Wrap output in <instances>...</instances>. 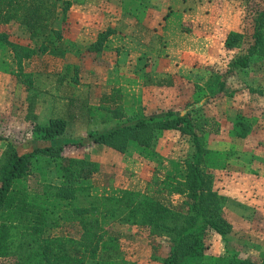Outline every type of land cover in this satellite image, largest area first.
I'll use <instances>...</instances> for the list:
<instances>
[{"label":"trees","instance_id":"1","mask_svg":"<svg viewBox=\"0 0 264 264\" xmlns=\"http://www.w3.org/2000/svg\"><path fill=\"white\" fill-rule=\"evenodd\" d=\"M72 4L69 0H0V25L18 24L32 39L44 37L40 50L45 53L54 43L52 35L57 40L64 35L62 30L53 28L59 9L66 24ZM112 33L111 29L102 32L91 50H100ZM241 38L239 32H230L225 47L238 48ZM4 42L0 35V49ZM263 44L264 10L255 23L254 41L248 54L235 59L231 70L246 69L250 56ZM12 47L20 65L35 52L18 45ZM19 73L32 86L31 75ZM223 87L221 83L217 93ZM121 100L119 91L114 90L101 97L98 108L123 119L126 116ZM205 104L206 100L195 101L183 111H167L151 117L141 115L84 138L121 153L127 151L131 141L149 148L166 131H177L190 138L193 151L184 161L182 180L176 181L155 171L143 192L122 190L119 195L95 194L93 185L80 182L90 180L98 172L99 164L65 157L64 145L46 144L65 134L67 120L52 118L46 124L34 121L32 140L38 146L22 153L9 142L0 157V264H137L126 258L120 246V234L113 230V224L139 228L150 237L166 239L170 249L162 264H264V255L261 258H243L236 254L214 256L208 251L206 236L214 232L225 237L232 226L221 214L226 199L214 190L213 177L206 167L207 155L211 152L206 135L218 133L219 125L213 118L197 115ZM71 107L82 109L74 102ZM33 118L36 119L35 114ZM236 126H240V137H247L251 132L242 120ZM69 145L81 146L84 141ZM39 155L52 161L61 160L65 184L41 182L33 174ZM63 225L69 226L68 230L77 227L78 237L51 235V230Z\"/></svg>","mask_w":264,"mask_h":264},{"label":"rangeland","instance_id":"2","mask_svg":"<svg viewBox=\"0 0 264 264\" xmlns=\"http://www.w3.org/2000/svg\"><path fill=\"white\" fill-rule=\"evenodd\" d=\"M187 1L190 3L189 6L194 9L190 14V20H182V17L173 14L174 10H171L166 19V24L162 25L168 35L166 38H169L163 42L164 46L169 48V63L165 64L164 67L166 74L171 77L168 80L169 82L172 81L169 85L173 86L169 87L171 92L165 95L166 98L171 97L169 98L171 99V107L167 108V111H183L195 101L206 100L205 107L198 111L197 115L213 118L219 125L218 133L206 135L207 141L215 149L217 147L219 149V159L216 155L212 159V161H220L218 172L215 170L214 184L221 193L226 192L230 195L245 193V197H247L245 199L246 208L253 211L260 210V212H253L255 218L251 224L253 226L247 231L246 236L240 238L242 241L246 238L247 242L254 246H239L238 248L240 251L247 248L246 252L259 254L264 251V175L257 179L253 177V173L258 174L255 170L258 164L254 162L255 160L248 162L254 156L251 155L245 157L247 161L245 168L249 169L252 175L244 171V173H248L243 175L244 179L239 180L237 175L233 179H229L224 174L225 170H222L224 167L222 164L225 160L222 156L221 147L223 144L229 143L232 130L235 131V136H238L239 132L241 133L240 126H236L239 120H242L246 129L249 127L251 130L247 137L238 136L240 141L245 140L243 143H245L246 148L252 149L260 139H262L261 145L264 142V44L250 56V63L246 69L231 70V65L235 59L248 54L250 45L254 41L255 23L259 13L264 10V0ZM70 28L71 23L66 19V24H63L62 20L60 30L64 33L63 38L70 34ZM233 31L241 34L242 41L238 48L227 49L225 41L228 34ZM0 35L5 39L0 49L1 157L9 142L15 144L22 153L26 152L27 149L29 151L33 149V146L28 147L29 142L33 141L32 123L36 120L33 116L37 110V103L42 100V93L45 92L41 88L35 87L34 84L40 75L47 74L44 68L51 67L52 70L55 67L57 71L65 65L67 58L62 55L59 44L61 40H57L56 35H52L54 43L49 46L45 53L40 50L45 41L44 37L34 40L26 29L18 24L5 27L0 25ZM12 45L25 47L28 50L32 49L35 52L32 56L24 58L20 65L17 63L16 51ZM20 71L31 75L32 86L29 87L23 74L19 73ZM52 72L54 78L62 73V71ZM80 74V67L77 66L73 72H70L69 78L72 82H78ZM159 79L156 82L154 80L148 81L151 84H156L159 89L157 93L152 91L151 97H146L155 102L161 101V96H164L161 88L166 89L167 87L164 83L160 85ZM192 83L195 84L196 88L192 87ZM221 83H224V87L217 93ZM163 85L164 87H162ZM175 87L176 90H173ZM46 92L49 93V89ZM177 94V98L181 96V100H174L173 97ZM146 98L145 100H147ZM133 102L132 97L129 100V108L126 107L125 109V118L118 121L112 119L110 122L112 128L116 124L133 121L141 115L158 116L166 111L162 108L155 109L156 103H150V107H137L135 102L132 104ZM91 106L86 112H90L92 115L86 119L82 117L79 120L78 126L82 130V134L83 128L89 126L91 119L95 121L99 117H110L104 111L93 110V107L97 108V105L92 104ZM74 107H70L71 113L80 112ZM223 128L226 129V134L223 133ZM76 130L74 128L73 131ZM228 130L230 131L227 134ZM254 131L257 134L255 139L252 137ZM79 133L80 131L77 132V134ZM82 134L78 136H82ZM73 136L71 134V137ZM81 140L84 141V145L66 146L64 156L101 160L102 164L98 166L99 175L96 180L92 178L80 180L81 183L93 184L100 188L110 186L111 180H114L113 184L118 186L115 188L123 189L128 185L132 187L143 186L146 178L151 177L155 171L162 176L169 173L171 176L168 177L180 181L184 177V161L193 151L189 137L181 135L177 131H169L163 133L157 143L149 148L142 147L135 141L129 142L125 154H116L122 157L129 155V160H126L128 168L126 166L117 168L109 164L105 165L108 160L112 162L118 160L115 152L113 155L109 148L99 149L84 138L75 141ZM236 141L233 144H236ZM122 161L124 160H120V162ZM60 163L61 160L52 161L48 157L39 155L34 163L33 174L44 182L54 185L65 184ZM261 171H264V167ZM75 185L79 184L76 182ZM67 227L69 226L63 225L58 229L51 230L50 233L56 236L69 234L72 237H78L77 227H71L69 230L66 229ZM112 228L120 234V246L124 250L126 258L132 262L162 264L161 261L169 253V242L164 238L150 237L147 231L135 227L128 228L124 225L113 224ZM212 236L210 233L205 239L209 247L208 251L214 256L226 255L215 251L216 244ZM226 241L229 242V240ZM220 247H223L222 244Z\"/></svg>","mask_w":264,"mask_h":264},{"label":"crops","instance_id":"3","mask_svg":"<svg viewBox=\"0 0 264 264\" xmlns=\"http://www.w3.org/2000/svg\"><path fill=\"white\" fill-rule=\"evenodd\" d=\"M73 4L68 11L67 21L71 23L70 34L61 39L62 55L67 58V62L63 67L56 71L54 67L44 68L47 74L40 75L34 86L41 88L45 92L42 93V100L37 103V110L35 112L36 120L38 124H46L52 118H60L67 120V130L65 134L54 140L49 141V145H66L75 140L85 138V136L91 133L104 132L111 129V121L122 120L116 119L113 115L105 110L99 109V103L101 97L105 94H110L112 91H119L122 100L121 103L124 106V110L129 108V100L133 97V101L136 106L150 107V103H156L155 109L162 108V110L171 107V97L166 98L169 87H173L169 84L168 80L171 79L170 75L165 72V64L169 63V48L164 46V40L168 35L166 30L162 27L166 24V19L171 10H174L178 17H182L184 21L190 20L191 13L194 11L187 0H69ZM196 7V5H194ZM62 9H59L58 17L55 20L53 28L56 30L61 29V22L64 18V14L61 13ZM62 14V15H61ZM181 22V21H179ZM113 30V33L106 39L100 50H91L92 45L97 42L99 35L107 31ZM43 38V37H41ZM40 38H34L37 40ZM45 40V38H44ZM43 40V41H44ZM71 58V60H69ZM80 63V64H79ZM78 64V65H77ZM77 66L80 67L81 74L78 82H72L70 80V72H73ZM163 68V70H162ZM60 72L54 78L53 72ZM69 75V76H68ZM164 83L166 89L161 88V92L164 96H161V101L151 100V92H158L156 84H151L150 80H154ZM162 79V81H161ZM175 82V80H174ZM164 85L162 87H164ZM192 87L196 88L192 83ZM176 90V87L173 89ZM178 94L174 96V100H181V96L177 98ZM145 98L147 100H145ZM80 104L81 111H74L71 113V103ZM134 102L132 104H134ZM94 109L104 111L108 118L99 117L95 121L91 119L89 126L79 128V120L82 117L88 118L92 115L90 112H86L92 106ZM159 106V107H157ZM126 111V110H125ZM164 111V112H166ZM71 114L72 119H71ZM117 126V124L115 125ZM84 127V126H82ZM76 128V131H73ZM77 134V132H79ZM230 130L227 131V134ZM169 132V131H166ZM164 132V133H166ZM235 132V131H234ZM231 131V139L229 136V143L223 144L221 151L225 162H223L222 170H225L224 174L233 179L235 175L239 176V180L244 179L243 175H247L250 170L245 168L247 161L245 157L254 155L248 162L255 160L258 166L255 169L258 174L253 173L254 178H258L264 175V171L261 169L264 167V142L261 145L262 139L256 142L255 147L246 148L245 140L240 141L238 136ZM223 133L226 134V129L223 128ZM253 139L257 137L256 131L252 132ZM71 134L74 135L71 137ZM82 136H78L81 135ZM76 135V136H75ZM226 136V135H225ZM251 137V138H252ZM235 140H237L236 144ZM33 142V143H32ZM30 141L28 147L38 146V143ZM208 142V141H207ZM36 144V145H34ZM95 147L109 148L103 145L95 144ZM208 148L211 151L207 155L206 167L208 173L213 177V188L217 193L225 197V205L221 211L223 217L231 224L232 230L225 237L212 232L211 235L215 241V251L220 254H226L222 256H231L236 254L240 257H258L261 258L264 255V251L256 254L252 252H246L247 248L240 251L239 246H254L247 242L246 238L243 241L240 238L246 236L247 231L251 229L252 221L254 218L253 212H260L259 209L253 211L247 209L245 199V193H238L237 195L226 194V192H220L216 188L215 172H218L220 161H212L214 156L219 159V149H215L213 145L208 142ZM112 154H125L118 152L112 148ZM29 149H27L28 151ZM111 152V151H110ZM252 152V153H251ZM118 160L115 162H105V165L115 167H125L127 165L126 160H129V155L119 156L116 155ZM92 160V159H88ZM120 160H124L120 162ZM93 162L101 165L102 161L98 159L92 160ZM211 165V167H209ZM221 166V167H222ZM126 168H128L126 166ZM220 168V167H219ZM216 170V171H215ZM250 173V172H249ZM251 174V173H250ZM99 172L93 174L92 179L96 180ZM175 175V174H172ZM252 175V174H251ZM153 176V174H152ZM151 176V177H152ZM171 176V174L164 175ZM147 177L143 186L132 187L128 185L126 188H115L114 180H111L110 186L100 188L95 187L93 192L96 194L107 195H119L122 190H132L143 192L147 183L151 179ZM262 179V178H259ZM41 182H44L40 180ZM105 186V185H104ZM178 197H175L177 200ZM226 240H229L227 242ZM224 243V245H223ZM222 244L223 247H220ZM219 248V249H218ZM248 253V254H246ZM129 260V259H128Z\"/></svg>","mask_w":264,"mask_h":264}]
</instances>
